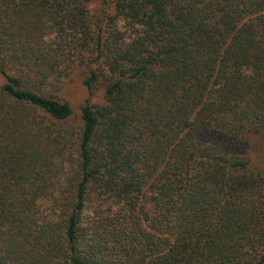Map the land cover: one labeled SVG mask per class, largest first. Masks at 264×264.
Listing matches in <instances>:
<instances>
[{"label": "trees", "instance_id": "16d2710c", "mask_svg": "<svg viewBox=\"0 0 264 264\" xmlns=\"http://www.w3.org/2000/svg\"><path fill=\"white\" fill-rule=\"evenodd\" d=\"M0 264H264V0H0Z\"/></svg>", "mask_w": 264, "mask_h": 264}, {"label": "rangeland", "instance_id": "374dc122", "mask_svg": "<svg viewBox=\"0 0 264 264\" xmlns=\"http://www.w3.org/2000/svg\"><path fill=\"white\" fill-rule=\"evenodd\" d=\"M60 94L70 102L76 114H79L80 106L86 100H89L92 104L103 102L102 90L89 92L77 77L66 85Z\"/></svg>", "mask_w": 264, "mask_h": 264}]
</instances>
